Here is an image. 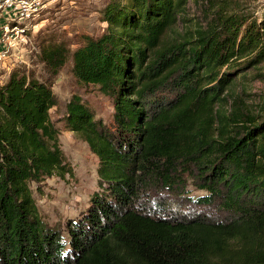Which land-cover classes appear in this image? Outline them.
<instances>
[{
  "label": "trees",
  "instance_id": "16d2710c",
  "mask_svg": "<svg viewBox=\"0 0 264 264\" xmlns=\"http://www.w3.org/2000/svg\"><path fill=\"white\" fill-rule=\"evenodd\" d=\"M192 1L195 17L189 0H109L101 35L43 42L49 77L72 59L109 122L79 95L53 120L49 81L23 70L0 84V264H264V109L236 91L264 62V14ZM60 122L99 190L51 224L36 197L73 173Z\"/></svg>",
  "mask_w": 264,
  "mask_h": 264
},
{
  "label": "rangeland",
  "instance_id": "374dc122",
  "mask_svg": "<svg viewBox=\"0 0 264 264\" xmlns=\"http://www.w3.org/2000/svg\"><path fill=\"white\" fill-rule=\"evenodd\" d=\"M109 0H56L34 21L36 28L29 25L28 42L13 50L5 61H0V84L8 81L10 74L20 69L31 73L40 80H48L58 99V106L50 110L53 120H59L67 102L73 95L81 96L106 122L113 111L112 100L102 95L94 87L80 84L72 73V59L55 78H50L40 60V47L43 42L63 40L71 44L73 51L82 44L85 36L97 37L106 28L101 20V11ZM230 5L236 4L245 11L264 14V0H220ZM189 15L196 16V7L189 0ZM33 23V24H34ZM29 24V22H28ZM27 24V25H28ZM247 80L237 84L236 91L245 92L242 99L253 111L264 109V62L257 70H250ZM60 142L62 150L72 168V175L64 178H50L46 181L43 194L37 195L38 206L49 223L77 219L88 207L91 196L99 190L98 159L88 145L74 133L63 128ZM194 194L201 191L194 190Z\"/></svg>",
  "mask_w": 264,
  "mask_h": 264
},
{
  "label": "built area",
  "instance_id": "2783aa9c",
  "mask_svg": "<svg viewBox=\"0 0 264 264\" xmlns=\"http://www.w3.org/2000/svg\"><path fill=\"white\" fill-rule=\"evenodd\" d=\"M55 2L56 0H0V61H5L11 51L28 42L29 25L36 28L34 21Z\"/></svg>",
  "mask_w": 264,
  "mask_h": 264
}]
</instances>
